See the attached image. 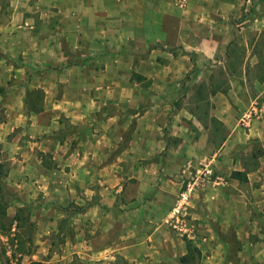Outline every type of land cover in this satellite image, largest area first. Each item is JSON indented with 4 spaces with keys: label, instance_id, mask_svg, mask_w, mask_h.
<instances>
[{
    "label": "crops",
    "instance_id": "0c3cea01",
    "mask_svg": "<svg viewBox=\"0 0 264 264\" xmlns=\"http://www.w3.org/2000/svg\"><path fill=\"white\" fill-rule=\"evenodd\" d=\"M238 2L239 0H224L221 5L215 3V0H208V4L205 5L193 2L179 8L174 42L197 50V37L192 38L193 35L196 36L194 30L201 25H206L211 28V34L212 32L220 34V36L214 35L210 41L215 46L219 42H224L223 59L233 60L235 42L231 37V28L234 23L232 15L238 12ZM88 3L89 0H84L85 9ZM7 9L8 16L1 20V24L5 25V29L7 28V32L1 31L2 38L15 46L17 55L23 54L25 48L24 42L18 35L20 30H24L25 27L32 30L29 46L34 50L39 47L37 42L40 38L45 36L42 34V29L46 28L51 29V33L54 34V36L49 35V40L51 38L53 43L56 42V33L60 32L64 43L73 51L76 50L84 61L81 67L70 65L62 70L63 73L52 74L54 75L53 83L42 87L45 96L39 105L41 110L36 113L31 112L28 118L38 137V141L34 140L30 149L40 153L49 151L52 155L51 168H45L40 160L37 161V168L46 172L49 177L43 181H36L33 175L29 176L33 172L27 161L19 156L21 158H16L18 177L9 181L10 187L15 192L13 197L15 203L19 207H33L35 213L32 220L39 224L46 222L49 225V231L60 236L58 250L64 253L63 256L57 262L45 263L72 264L69 257L77 254L82 259L81 264H109L106 261L109 258L115 261L127 258L129 263L134 264H182L180 261H175L174 257L180 259L186 254L184 241L180 240L179 255H174L173 252L174 250L177 252V248L173 247L171 242V244L168 243L170 239L165 229L167 221L173 216V213L168 212L169 202L162 195V188L168 180L159 179L160 189L158 190L161 191L149 199L123 198L127 202L135 198V201L131 203L138 206L135 205L129 212L116 209L123 203L116 197L112 199V203L103 198L99 199L97 204L90 205L91 208H97L91 212H86V208L70 212L69 206H81L87 202V197L68 195V191L77 186L82 187L88 180V175H91L89 177L91 180L97 176L104 177L109 170L120 171V155L134 160L137 152L142 148L148 150L147 154L153 157L159 153V150L164 149L162 128L167 123L166 100L169 93L171 96L172 92H178L179 87L171 90L172 88L164 82H151L145 87L140 86L138 83L141 81V73L136 72L133 65L134 61L141 59V55L148 58L154 55L155 60V56L167 54L164 49L152 46L157 44L164 46L166 42L172 44V39H169L166 32L167 24L162 20L155 24L159 33L158 36H154L151 9L150 6H144L143 20L134 22L135 24L130 22L131 25L125 20L123 24L119 21L117 31L112 33L115 38L113 39L111 35L110 40L109 37L104 36L101 20L87 18L73 21L69 19L63 23L59 20L42 21L40 28L36 30L32 29L28 18H24L26 7L22 2H9ZM66 13L67 18L73 14L70 9ZM259 22L261 23L259 30L263 31L264 19ZM242 23L243 21L237 25ZM189 31L192 36L188 33ZM187 36L191 38L190 43L185 41ZM255 42L256 48L253 49ZM105 44L107 49L115 46L111 54L105 51ZM124 46L126 51L121 48ZM240 55L239 71L225 69V82L222 88L210 87V91L217 95L220 93L225 102L219 106L214 103L211 112L224 126H227L231 122L219 113V108L223 107L226 111V105L229 107L237 105L236 95H240L239 100L243 105L260 98V107L257 109L259 115L252 120L250 128L243 132V135L246 140L259 142L262 149L256 157L253 168H246L239 164L238 167L231 169L230 173L232 171L244 173L245 180L227 177L222 181L209 182L206 198L204 197L200 203V206L207 208L208 212L204 213L202 209V215L196 213L193 215L194 218H199L209 226L210 222L220 220L223 233L227 230L231 231L233 239L239 245L233 257L235 261L231 262L227 259L228 245L220 242L221 254L223 253L221 258L215 260L212 256H205L203 261L200 256H196L195 264H264V35L261 37L257 35L252 40L250 50L247 49L245 54ZM97 60L98 68L86 64L87 61L97 64ZM123 60L125 62L121 64ZM218 63L220 64L221 61ZM247 93H253L252 97H249ZM140 96L149 98L148 103L144 99L141 101L142 99L138 98ZM143 104H147V107L137 112V109H142ZM19 106L23 107L22 101L19 102ZM131 122H133V128L130 130ZM63 125L70 128L67 132L65 131L63 139H55L47 135L51 129L56 130ZM127 131L131 132L124 137ZM43 134H46L47 140H39L44 136ZM169 136L179 140V131L172 130ZM121 137L126 139V145L122 148V152L114 153L116 159L109 163L100 161L102 157L114 152L116 143L121 140ZM234 137L235 133L230 130L224 137L220 152L218 150L215 154L219 152L223 156H234ZM143 140L145 143L142 146L140 142ZM7 145H9L8 142H3L2 149ZM167 150H174L178 156L179 143L177 142L176 148ZM132 165L137 164L135 162ZM166 166L167 164H164L162 170L167 171ZM159 168L160 166L154 162L146 165V169L150 172L157 171ZM217 179L220 178L217 177ZM101 181L97 180L99 185ZM36 182L40 184L35 185ZM156 185L157 182L154 180L153 186ZM30 189L33 192L47 189L50 196L44 195L38 198L30 195ZM142 200L144 203L140 206ZM110 206L113 210H101L102 207ZM216 207H218L217 211ZM15 210V213H11L10 216L14 221L18 218V215H15L18 210ZM180 222L182 224L183 220ZM38 229L41 231L40 228ZM70 230H73V234L67 236V231ZM185 230L191 232L186 237L192 239L194 234L191 229ZM85 232L88 233L85 235ZM129 232L132 237L125 236ZM46 233L43 232V234ZM210 233L213 234L211 229L208 234ZM39 244L46 250L52 247V243L47 240H41Z\"/></svg>",
    "mask_w": 264,
    "mask_h": 264
},
{
    "label": "rangeland",
    "instance_id": "374dc122",
    "mask_svg": "<svg viewBox=\"0 0 264 264\" xmlns=\"http://www.w3.org/2000/svg\"><path fill=\"white\" fill-rule=\"evenodd\" d=\"M16 1L25 5L24 18H28L32 29L36 30L40 28L42 21L59 20L60 23H63L69 19L79 21V19L91 18L102 21L104 36L111 40L112 37L115 38L112 33L117 31L119 21L123 24L125 20L126 23L130 24V22L143 20L144 6H150L154 36H158L159 33L157 27L154 26L155 24H158L160 20L167 24L166 32L169 39H172V44L166 42L164 46L161 44L152 45L164 49L167 54L155 56V60L154 55L150 58L141 55V59L134 61L133 65L135 71L141 73V81L138 83L140 86L145 87L151 82H164L169 88H172L171 90L179 87V91L172 92L171 96L169 93L166 100L168 105L166 108L167 123L162 128L165 140L164 149L159 150V153L153 157L147 154L148 150L142 148L143 143H145L143 140L140 142L142 146L137 145L142 150L137 152L134 157L135 161L120 155V171L109 170L104 174V177H95L96 180L95 178L90 180L91 175H88V180L82 187L77 186L68 191L70 196L87 197V202L81 206L71 205L69 210L76 212L81 208L83 210L86 208V212H91L97 208H91L90 205L97 204L99 199L103 198L111 202L116 197V199L120 198L123 201L116 209L129 212L137 205L131 203L135 201V198H132L130 202L123 200V198L142 197L149 199L161 191L158 190L160 189L158 180L166 179L168 181L162 188V195L169 202L168 212L173 213V216L167 221L165 229L170 239L168 243L171 242L173 247L177 248V252L174 250L173 254L179 255L180 240H183L189 241L193 248L198 249V256L201 260L204 261L205 256H212V259L215 258L216 260L221 258L220 256L223 254H221V243H223L228 245L227 259L231 262L235 261L233 257L239 245L233 239L231 231L227 230L223 233L220 220L210 222L209 226L208 223L199 220V218H194L193 215L195 213L202 215L203 210L204 213L208 212V209L200 206V203L204 197L206 198L209 182L226 179L229 177L231 169L238 167L239 164L246 166V168H253L256 157L262 149L259 142L251 139L246 140L243 135V132L250 128L252 120H255L259 115L257 109L260 107V98L243 105L239 100L240 95H236V101H234L237 105L230 107L226 105V111L223 107L219 108V113L231 122L224 126L211 112L214 103L217 106L225 104L224 98L219 95L220 93L218 95L212 93L210 87L222 88L225 82L224 70L229 69L238 72L241 64L240 54H245L247 49L250 50L252 40L257 35L260 37L264 35V30H259L261 28L259 20L264 19V0L259 2L257 0H248V2L247 0H239L238 12L232 15V22L234 23L231 28V37L232 41L235 42L233 60L223 59L225 44L219 42L215 46L210 40L213 39L214 35L220 36V34L216 32L211 34V28L206 25H201L194 30L196 36H192L191 31L188 32L192 38L197 37V50H192L182 43L174 42L179 8L193 2L205 5L208 4V0H89L86 9L84 0H0V165L2 167L0 169L2 171L0 174V194L3 199L2 206H4L7 214L0 219V264H28L30 261L48 264L45 262H57L64 254L58 250L60 236L49 231V225L46 222L39 224L32 220L35 213L34 208L31 206L19 207L15 203L13 198L15 192L10 187L9 181L18 177L16 158L19 156L27 161L33 172L29 176L33 175L36 181H43L49 177L46 172L37 168V161L40 160L41 165L45 168H51L52 155L50 152H33L30 149L32 142L38 141L35 129L31 125L32 122L28 119L31 115L30 110L39 107L45 96L42 87L53 83L54 75L52 74L61 73L70 65L78 67L84 65L82 63L84 61L81 60L82 58L77 51H73L64 43L60 32L56 33L57 39L53 43L51 38L49 40V35L52 34L51 29L47 30L46 28L42 29V34L45 36L40 38L37 42L39 47L34 50L29 46L32 30L27 29V27L20 30L18 35L24 42L25 48L23 54L17 55L15 46L2 38L1 32H7L5 25L1 24V20L9 14L7 6L9 2ZM223 2L224 0H215V3L221 5ZM69 9L72 10L73 14L67 18L66 12ZM242 21L241 25H237ZM52 35L54 36V34ZM190 36H187L185 40L188 43L191 41ZM256 44L255 42L253 49L256 48ZM104 47L105 51H109L110 54L115 49V46L107 49L106 44ZM121 48L126 51L125 46ZM219 61H221L220 64ZM107 62L109 63V61ZM124 62V60L121 61V64ZM86 64L99 67L98 60L97 64L92 61H87ZM247 94L249 97L253 95V93ZM138 98L142 99L141 101H149V98H142L141 96ZM20 101L23 102V107L19 106ZM141 106L142 109H137V112L143 111L147 104ZM132 123L129 124L130 130L133 128ZM54 129L47 132V135L55 139H63L65 131L70 130L65 125L62 128ZM172 130L179 131V140L169 136ZM230 130L235 133L233 143L235 155L223 156L219 154L220 147ZM130 132H125L124 137ZM43 135L39 140H47L45 139L46 134ZM3 142H8L9 145L2 149ZM177 142L179 143L178 156L174 150H167L176 148ZM140 143L137 142V144ZM116 144L117 147L114 152L102 157L100 161L109 163L115 160L114 153L116 151L122 152V148L126 145V139L121 137V140ZM218 150L219 152L215 154ZM132 162H136L137 165L133 166ZM151 162L159 165L160 168L150 172L146 169V165ZM164 164H167V171L162 170ZM39 176L42 177L39 178ZM97 180H102L100 182L102 186ZM154 180L157 182L156 186H153ZM37 183L40 184L36 182L35 185ZM203 189L205 190L202 191ZM32 192L33 190L30 189V195L38 198L44 195L50 196L47 189ZM143 203L144 200L140 206ZM15 209L18 210L15 214L18 215V218L14 221L10 216L11 213H15ZM101 210L108 211L113 210V208L111 206L109 208L102 207ZM217 210L218 207H216ZM180 220H183L182 224H180ZM187 227L194 234L192 239L186 237L187 234L191 233L189 230H185L188 229ZM208 227H210L212 235L211 233L208 234L210 231ZM43 232L47 233L43 234ZM87 233L85 232V235ZM71 234H73V230L67 231V236ZM125 236L132 237V234L129 232ZM41 240L51 242L52 247L49 250L41 248L39 244ZM196 256L194 254L193 260H190L188 264H195ZM69 258L72 264L83 263L77 254L70 255ZM174 260L179 261V258L174 257ZM106 261L109 264L114 262L115 264H134L133 262L129 263L127 258L116 261L109 258Z\"/></svg>",
    "mask_w": 264,
    "mask_h": 264
},
{
    "label": "trees",
    "instance_id": "16d2710c",
    "mask_svg": "<svg viewBox=\"0 0 264 264\" xmlns=\"http://www.w3.org/2000/svg\"><path fill=\"white\" fill-rule=\"evenodd\" d=\"M41 110V107L39 106L38 108L36 109H31L30 111L33 112V113H36V112H39ZM1 165H0V169H1ZM2 173V171H0V174ZM229 178L231 179H237V180H245V174L244 173H240V172H236V171H232L229 175ZM3 199L1 197V194H0V219L2 218V216H6V210L4 208V206H2V202ZM2 230V229H1ZM184 244H185V250H186V254L181 257L179 259V261L182 263V264H186L188 263L190 260H193V255H197L199 254L198 250L193 248L190 244L189 241H184ZM28 264H41L40 262H36V261H30Z\"/></svg>",
    "mask_w": 264,
    "mask_h": 264
},
{
    "label": "built area",
    "instance_id": "2783aa9c",
    "mask_svg": "<svg viewBox=\"0 0 264 264\" xmlns=\"http://www.w3.org/2000/svg\"><path fill=\"white\" fill-rule=\"evenodd\" d=\"M181 198H183V195H181Z\"/></svg>",
    "mask_w": 264,
    "mask_h": 264
}]
</instances>
